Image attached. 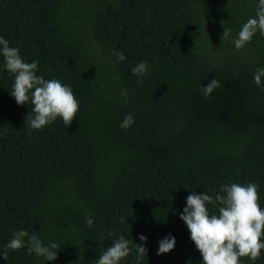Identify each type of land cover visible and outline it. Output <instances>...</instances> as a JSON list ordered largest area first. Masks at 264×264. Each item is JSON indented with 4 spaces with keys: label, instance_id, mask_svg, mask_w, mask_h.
I'll return each mask as SVG.
<instances>
[{
    "label": "trees",
    "instance_id": "trees-1",
    "mask_svg": "<svg viewBox=\"0 0 264 264\" xmlns=\"http://www.w3.org/2000/svg\"><path fill=\"white\" fill-rule=\"evenodd\" d=\"M257 4L0 0V36L80 104L68 127L58 117L30 128L32 105L10 95L14 74L0 55V248L19 230L60 245L54 261L25 245L0 264H96L120 236L132 241L120 264H202L180 219L188 195L254 182L264 208V77L261 86L253 79L264 68V35L232 46ZM141 61L148 70L138 78L131 69ZM214 78L221 87L205 99L201 88ZM129 113L135 122L122 129ZM206 206L218 214V204ZM169 233L174 249L157 255ZM141 234L148 254L138 261ZM240 264H264V249Z\"/></svg>",
    "mask_w": 264,
    "mask_h": 264
},
{
    "label": "clouds",
    "instance_id": "clouds-1",
    "mask_svg": "<svg viewBox=\"0 0 264 264\" xmlns=\"http://www.w3.org/2000/svg\"><path fill=\"white\" fill-rule=\"evenodd\" d=\"M264 35V0H258L255 17H251L242 26L238 37L233 43L237 50L250 43L256 32ZM231 30L224 28L221 39H227ZM117 62H123L126 57L122 52L114 53ZM0 55L3 56L6 70L14 74V83L10 95L18 105H32V117L28 120L32 129H42L58 117L68 127L71 125L79 111L80 104L70 86L58 79H45L37 75L38 63L25 62L19 49L10 47L9 42L0 36ZM146 61H141L131 69L133 75L143 78L147 73ZM264 77V68H259L253 79L257 86H261ZM221 87L220 82L214 78L201 91L205 99L209 98L214 90ZM127 95V90H124ZM134 116L129 113L120 124L122 129H129L134 124ZM206 193L188 195L186 207L180 213L190 232V238L202 256V264H240L241 257H248L256 261L264 249V208L260 206L258 186L254 182L246 185L231 183L221 186L220 193L215 197ZM207 204H218V214H210ZM89 226L93 224L91 217L86 218ZM111 235V233L109 234ZM142 243L134 245L139 261L148 254L145 246L147 237L141 234ZM132 241L120 236L113 240L96 264H120L132 251ZM157 255L172 251L176 244L175 237L169 233L159 242ZM27 245L29 254L44 257L47 261L57 259L60 245L51 242L45 245L35 233L19 230L6 246L0 248V256L7 260L8 252L19 250Z\"/></svg>",
    "mask_w": 264,
    "mask_h": 264
},
{
    "label": "rangeland",
    "instance_id": "rangeland-1",
    "mask_svg": "<svg viewBox=\"0 0 264 264\" xmlns=\"http://www.w3.org/2000/svg\"><path fill=\"white\" fill-rule=\"evenodd\" d=\"M223 32L224 31H222L221 33L223 34ZM230 34H231V32H230ZM221 37H222V35H221ZM238 37V33H233V41H234V39H236ZM233 41H232V43H233ZM234 44V43H233ZM232 46H234L235 47V45H232Z\"/></svg>",
    "mask_w": 264,
    "mask_h": 264
}]
</instances>
